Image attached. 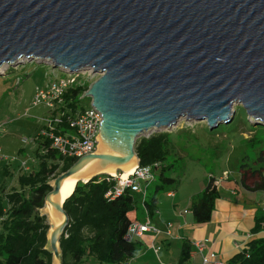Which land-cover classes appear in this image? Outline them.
I'll return each instance as SVG.
<instances>
[{"label": "water", "instance_id": "water-1", "mask_svg": "<svg viewBox=\"0 0 264 264\" xmlns=\"http://www.w3.org/2000/svg\"><path fill=\"white\" fill-rule=\"evenodd\" d=\"M23 59L100 75L83 93L102 117L95 150L49 181L39 209L50 264H63L74 176L137 165L136 138L181 117L214 128L238 104L264 126V0H0V67Z\"/></svg>", "mask_w": 264, "mask_h": 264}, {"label": "trees", "instance_id": "trees-1", "mask_svg": "<svg viewBox=\"0 0 264 264\" xmlns=\"http://www.w3.org/2000/svg\"><path fill=\"white\" fill-rule=\"evenodd\" d=\"M8 69L1 68L0 75H4ZM88 88L84 84L71 85L56 108L49 110L52 116L50 126L42 125L33 137L36 144L33 151L35 167L20 172L16 178L17 184L5 194H0V264H50L51 253L45 248L47 224L39 209L43 206L45 195L51 190L49 181L78 159L59 153L52 146L50 133L59 135L73 130L71 122L84 110L79 101ZM53 118H57L58 122H54ZM171 144L168 132L139 136L135 140L138 165L153 166L160 181L149 199L146 194L142 199L149 219L158 209L156 194L165 185L176 183L175 177L164 173L166 168L173 165L164 164ZM259 159L264 160V150ZM253 167L245 168L244 164H239L240 184L246 190L264 192V166ZM250 179L252 184L248 182ZM214 181L215 178H210L200 192L189 198L188 209L196 223H204L211 218L220 196ZM116 185L117 180L107 174L95 176L86 182H76L72 193L63 202L69 217V223L59 239L63 264H94V260L99 264H119L136 254L139 238H125L138 205L135 192L131 187H125L115 194ZM262 231L264 210H259L250 229L253 237L232 254L226 264H264V235H258ZM190 255L191 243L184 239L177 264H190Z\"/></svg>", "mask_w": 264, "mask_h": 264}, {"label": "rangeland", "instance_id": "rangeland-1", "mask_svg": "<svg viewBox=\"0 0 264 264\" xmlns=\"http://www.w3.org/2000/svg\"><path fill=\"white\" fill-rule=\"evenodd\" d=\"M4 67L10 68L5 75H0V109L7 114L5 132L15 137V147L13 148L16 153L13 156L19 157L17 155L19 148H24L25 153L23 157L18 158L19 161L11 160V165L17 168L20 160L27 159V156L33 157V151L36 147L33 137L39 128L46 123V116L49 111L43 104L32 106L31 101L36 88L45 87L55 77L67 75L60 69L52 68L50 64L25 59L21 64ZM71 75L74 76V84L88 86L100 76L92 69H85ZM16 81L18 84H15ZM90 102V96L81 95L80 107L86 108ZM233 108L236 112L234 119L214 128H210L205 121H189L185 117H181L170 128H152L140 135L149 136L157 132H168L172 143L164 164L173 165L166 168L164 173L166 176L175 177L176 183L165 185L156 194L159 202L166 200L170 203V201L175 200L177 207L186 209L189 198L200 192L210 178L225 179L228 174L233 177V172L236 175L237 171L239 173V165L237 167L235 161H237L236 158L240 151L243 154L239 157L240 163L244 164L245 168L253 165L254 169L264 166V160L260 161L259 159L261 151L264 150V126L251 124L242 105L234 104ZM16 117H19L18 121L10 124L9 121ZM19 126L22 128L18 129ZM22 140H26V142H21ZM31 164L33 166L31 165L30 168H34L36 163ZM158 182L160 181L155 174V179L147 183V199L153 194ZM223 182L232 184L233 180H223ZM248 182L252 184V179ZM168 190L172 191L174 198L167 196ZM220 190L221 192L224 191L223 186ZM253 193L241 191L232 196L237 200L242 195L248 197L249 195L252 196ZM221 196L223 197L225 194H221ZM142 198L141 194L135 192V200L139 205L137 215L145 219ZM184 216L190 218L191 213L188 212ZM167 226L168 224L166 229ZM92 263L99 264L95 260ZM101 264L118 263L102 262Z\"/></svg>", "mask_w": 264, "mask_h": 264}, {"label": "crops", "instance_id": "crops-1", "mask_svg": "<svg viewBox=\"0 0 264 264\" xmlns=\"http://www.w3.org/2000/svg\"><path fill=\"white\" fill-rule=\"evenodd\" d=\"M15 84H18V82L16 81ZM6 117V112L0 109V124L2 127V131H0V194H5L10 188L14 187L17 184V175L22 171L30 170L31 163L34 162L33 157L27 156V159L20 160L21 164L19 162L17 168L11 165V160L19 161L18 158L23 157L25 153L24 148H19L17 151L19 157L13 156L16 153L13 148L15 147V137L5 132L7 129L5 127L7 124ZM18 119L19 117H16L9 122L12 124L17 122ZM21 128L22 126H19L18 129ZM21 142L26 141L22 140ZM241 154L242 151L238 153L237 161H235L237 167L240 164L239 157ZM230 179L233 180L232 184L223 182V180ZM214 184L217 190L225 196L222 197L220 194L217 198L209 221L196 223L192 215L190 218L184 216L190 212L188 204L186 209H181L177 207L175 200L170 201V203L166 200L158 201V209L150 218L151 225L158 232L149 231L139 238L136 254L122 262V264H161L162 262L177 264L181 243L184 239L191 243L192 257L189 261L190 264H201L202 254L206 252L207 248L214 250L218 258L226 262L232 254L253 237L250 229L253 226L255 214L259 210H264V192L254 191L252 196L242 195L236 200L232 195L239 194L241 191L253 192L242 187L238 171L237 175L233 172V177L228 174L225 179L219 178L216 180L215 178ZM221 186H223V192L220 190ZM167 196L174 198L172 192H167ZM137 211H139V205H137L132 219L145 220L144 217L137 215ZM167 224H170V235L164 232ZM258 235H264V231ZM195 241H200L206 245L202 252L195 249Z\"/></svg>", "mask_w": 264, "mask_h": 264}, {"label": "built area", "instance_id": "built-area-1", "mask_svg": "<svg viewBox=\"0 0 264 264\" xmlns=\"http://www.w3.org/2000/svg\"><path fill=\"white\" fill-rule=\"evenodd\" d=\"M64 72H66L67 76L55 77L45 87L36 88L31 101L32 106L43 104L49 110L56 108L57 104L61 102L65 91L71 85H74V76L71 75L72 73L67 71ZM101 119L100 112L92 106L90 102V105L84 108L75 120L71 122L73 128L71 132L59 135L50 133L52 146L62 155L68 156L80 157L84 154L93 152L97 143L96 135L99 130ZM53 120L54 122H58L57 118H53ZM51 121L52 116L50 111H48L45 124L50 126ZM0 131H2L1 124ZM112 177L117 180L115 194L123 191L125 187H131L134 192L141 194L144 198V195L146 194V185L155 179V171L153 166L140 167L137 164L125 179L120 178V171ZM153 230L158 232V230L151 225L150 219L147 216L143 221L132 219L127 228L125 238L127 240L141 238L146 232ZM165 233L167 235L171 234L170 224H168ZM194 246L199 252H202L206 247V245L200 241H195ZM190 256L192 257V255ZM161 264L171 263L162 262ZM201 264H226V262L218 258V255L214 250L207 248L206 252L202 254Z\"/></svg>", "mask_w": 264, "mask_h": 264}, {"label": "bare ground", "instance_id": "bare-ground-1", "mask_svg": "<svg viewBox=\"0 0 264 264\" xmlns=\"http://www.w3.org/2000/svg\"><path fill=\"white\" fill-rule=\"evenodd\" d=\"M4 66H6V64H4L2 67H0V69L3 68ZM135 166H136V164L134 166L130 167V168H127V169H121L120 168L121 171H122V172L120 171V178L121 179H125L133 171V169L135 168ZM107 172H109V171H107ZM109 173H111L112 175H114L115 174V170L113 172H109ZM88 177H90V176H82V175H80V176H74L70 180V183H69L68 187L62 192L61 199L62 200L65 199L66 197H68V195H70V193H72V191L74 189V186H75L76 182L79 179H87Z\"/></svg>", "mask_w": 264, "mask_h": 264}]
</instances>
